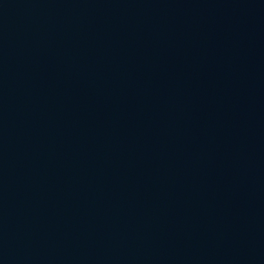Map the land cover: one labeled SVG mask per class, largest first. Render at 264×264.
I'll return each mask as SVG.
<instances>
[{"label":"water","instance_id":"95a60500","mask_svg":"<svg viewBox=\"0 0 264 264\" xmlns=\"http://www.w3.org/2000/svg\"><path fill=\"white\" fill-rule=\"evenodd\" d=\"M0 264H264V0H0Z\"/></svg>","mask_w":264,"mask_h":264}]
</instances>
